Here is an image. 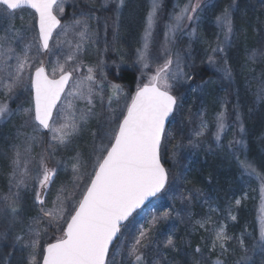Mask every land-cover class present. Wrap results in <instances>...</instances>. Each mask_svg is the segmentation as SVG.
Here are the masks:
<instances>
[{
	"label": "snow or ice",
	"instance_id": "6c2138e0",
	"mask_svg": "<svg viewBox=\"0 0 264 264\" xmlns=\"http://www.w3.org/2000/svg\"><path fill=\"white\" fill-rule=\"evenodd\" d=\"M67 2L68 0H0V25L4 21L8 22L2 27L3 34H0L2 73L0 85L3 86L5 96L0 100V120L7 121L13 116H20L22 123L18 126L17 133L26 137L23 148L21 145H13V155L10 158L6 156L9 160L8 175L11 187L9 194L0 199V243L13 251L29 249V264H37V256L42 257V264H112L109 259L110 249L115 256L123 247L114 244L124 227L123 222L127 221L149 197L156 196L166 187H170V172L163 160L174 159L177 155L176 149L180 147L179 143L173 146L172 156L167 157L168 141L174 139V133L166 126L171 123L170 118L181 107L178 97L173 94V89L176 83L187 82L194 77L190 72L184 71L185 58L181 52L169 45H175L177 34L184 29L186 23H198L200 14L209 5L202 4L201 0H188L182 6L174 5L169 23L165 26V42L160 46L162 62H157V57L152 55L151 45L158 12L162 9L163 3L162 0H149L142 44L136 49L137 60L134 63L140 64L142 69L154 66V73L147 75V82L138 83L135 94L131 96L124 93L122 86L110 85L113 89V96L107 97L110 110L114 97L119 98L123 95L126 101L130 102L125 103L119 115L113 112L112 115L104 116L102 112L95 111L93 102L94 97H98L102 104L106 99L102 94L104 85L96 78L97 70L104 79L107 78L103 72L104 62L99 61L95 66H88L87 74L81 76L80 68L83 61L79 59L83 45L98 35L91 28L89 18H99L85 17L83 14L77 18L73 14L72 22L65 25L60 17L65 12ZM110 4L115 5L112 27L114 39H118L127 0H102L99 7L107 9ZM22 9L33 10L35 25L15 27L13 21L17 12ZM234 9L233 0L232 4L225 6L215 17V23L223 39L222 41L217 39L216 47L211 49L212 55L207 57L208 64L221 66L219 70L223 73V78L229 81L232 80L233 73L226 49L236 38ZM107 26L105 19V30ZM33 28L37 30L38 37L26 36L25 33L32 31ZM69 32L74 33L78 40L64 53L63 63L60 57H56L51 70L47 69L44 61L39 59L40 50L54 55L56 50L62 48L59 38L66 37ZM54 34L58 39L50 46ZM188 34L198 38L196 28H192ZM18 45L22 46L20 51H17ZM34 49L36 55H32ZM258 56L264 57V49H251L248 60L255 62ZM13 60L15 63H10ZM74 73L77 74L75 78ZM144 76L145 73L142 71L141 77ZM94 85H99V91ZM20 87L27 91L30 100L27 106L22 102L13 109L9 101L15 99L13 94ZM255 95L257 101L264 100V81ZM76 101L85 102L86 107H76ZM95 116H103V120L98 122L97 130L91 132L93 137L91 171L86 170L87 162L77 150L75 155L69 158L74 174L72 190L69 191L62 185L57 190L53 207L51 209L41 207V215L30 218L31 223L25 227L20 189L28 187L29 179H34L39 189H46L57 174L56 168L48 166L49 160L55 158V152L50 150L55 146L67 147L71 144L72 138L82 132V125H86L88 120ZM216 119V139L219 140L225 129L226 112H220ZM237 121L239 131L243 132L244 125L239 112ZM27 127H31L33 133L40 130L51 133L49 148L35 157L32 156L33 143L43 141L36 135L22 131ZM206 127L205 121L201 119L200 129ZM201 135L202 131L195 132L196 137ZM189 143L193 141L189 140ZM236 143L243 149L247 147L243 140ZM236 159L242 175H248L259 182L262 199L259 231L244 232L236 238L243 255L235 264H264V172L258 169L254 160L249 159L247 151L243 152V159L240 156ZM33 163L36 165L35 169L30 168ZM56 164L61 166L64 162L56 159ZM85 178L88 182L84 184L81 198L76 199V192ZM13 187L16 191H12ZM35 200L40 205L45 204L39 192L36 193ZM235 203L239 205L240 200L237 199ZM169 215L170 213L166 212L162 218L166 219ZM44 217L48 218V226L56 227L57 231H62V235L56 237L55 242L48 243L41 252L39 237L41 231L46 234L47 229H40L34 225H38ZM162 218L154 216L152 223L155 224ZM230 218L235 220L236 216L230 215ZM208 219L204 223H207ZM17 225L21 226L19 232ZM150 231L151 229L144 230L141 227L139 236L128 250L127 254L133 259L134 264H152L144 251L151 245ZM232 239L233 237L227 234L225 225L220 224L215 229L212 250L215 251L218 247L220 256L214 264H226V259L220 257L230 251L226 243ZM246 239L251 243H246ZM21 241L24 243L21 244ZM166 245L174 251H180L171 236H168ZM195 251L200 253L201 250L197 248ZM11 255L12 251L8 253V256ZM161 258L163 259L162 256ZM203 259V256L200 260L193 256L191 264H202ZM4 264H7V260ZM154 264H161V261L155 260ZM163 264L172 262L164 259Z\"/></svg>",
	"mask_w": 264,
	"mask_h": 264
},
{
	"label": "rangeland",
	"instance_id": "374dc122",
	"mask_svg": "<svg viewBox=\"0 0 264 264\" xmlns=\"http://www.w3.org/2000/svg\"><path fill=\"white\" fill-rule=\"evenodd\" d=\"M187 2L188 0H177L175 5L179 4L182 6ZM101 3L102 0H94V3L93 0H68L65 4V12L60 18L65 25L72 22L73 14H75L77 18H80L82 14L85 17L90 16L99 18H89L91 28L95 30L98 35L82 47L79 54V59L83 61V66L80 68V75L83 76L87 74L88 66H95L99 61L104 62L103 72L106 74L107 78L104 79L99 70L96 72V78L104 85L102 94L106 99L102 104L98 97H94L93 102L95 104V111L97 113L102 112L104 116L112 115L113 112H115L116 115H119L120 110L124 108L125 103L130 101H126L125 96L123 95H120L119 98L114 97L111 101L110 110L107 100V97L113 96V89L110 86L112 84L122 86L124 93L130 96L125 87L117 81L119 72L124 69H129L134 72L136 70L139 82L145 83L147 82V75L154 73L155 70L154 66L150 69H142L140 64L134 63V61L137 60L136 49L141 47L142 44L145 17L149 10V0H127V7L121 18L118 39H114V31L112 35L109 33V29H112L109 24H107L108 26L105 30V19L108 17L105 11L110 12L111 15L114 16L115 5L110 4L107 9H100L99 6ZM32 13L33 12L29 9L19 10L13 21L15 27L22 28L24 25H35L36 22L33 19ZM105 13L106 15H104ZM5 22L7 21H4L3 24L0 25V33H2L3 25H7L8 23ZM262 26L263 30L260 32V36L258 35V40L255 43L254 49H264V23ZM30 32L38 37V32L35 28ZM179 34L180 33L177 34V37ZM64 38L65 37L63 36L59 38L60 44L63 42L62 39ZM57 39L58 38L54 34L50 46H53L57 42ZM216 42L217 40L212 43L211 49L216 47ZM211 49L206 56V63L207 57L212 55ZM33 51H35V49ZM68 51L69 49H65L63 53L59 54V51L56 50L54 55H49L41 49L39 59L44 61L47 69L51 70L52 63L55 61L56 57H60V61L63 63L64 53ZM217 58L219 59V57ZM263 58L264 57L258 56L255 62L248 61L249 63L258 65ZM10 63L14 64L15 61H10ZM207 65L210 64L207 63ZM142 71L145 73L143 78L141 77ZM0 75H2V73H0ZM76 75V73L73 74L74 78ZM248 75L249 76H247V81H245L244 85L247 93L245 105L247 107L246 109L249 111V115L244 112V109L243 112L241 111L237 102V112H239L241 118H245V116L252 118L254 113L255 115H258L264 104V100L257 101L255 95L260 88L262 81H264V74H262V71L257 70L249 71ZM188 82H191V80ZM214 85L217 87V91H215L216 100L213 111H209L207 108L205 99L200 95V90V93L196 95V97H198L197 104L192 102V100L185 98L184 102L180 104L181 108L185 111L182 110L181 112L179 110L176 112L171 123L168 125L167 128L174 133V139L168 141L169 152L167 153V157L172 156L173 146L178 143L180 144L179 148H181L186 141V146H184V148L190 149L193 147V149L185 154V165L182 166V169L180 164H178L180 161L178 159L179 148L176 149L177 155L174 159L165 158L163 160L165 167L170 172V187H166L159 196L153 199L142 210L134 214L127 224L122 227L121 234L118 236L114 244L122 245L123 247L121 251L118 252L120 255L119 258L115 261V256H113L112 250L110 251L109 259L112 261V264H134L133 259L129 257L127 253L134 243L133 239L139 236L141 227H143L144 230L151 229V245L144 251L146 258L152 262V264H154L155 260H160L161 264H163L164 259L175 264V258H178V252L181 251H174L166 245L168 236L172 237L176 247L178 249H183V252H190L193 245L195 248L197 246V248L202 250L200 253L195 252L198 256V260L201 259V256L204 257L202 264H206V262H208L207 259L213 261L214 258L210 255L212 252H218V256H220V250L218 247L215 251L212 250L215 229L220 224H223L226 226V231L229 235V228L234 230L235 225L233 224L238 221V210L241 207H244L242 215L245 214L244 218H246L243 220V231L239 233V236L244 232L258 233L260 227L259 210L261 191L260 185L256 180L254 181V179L250 178L248 175L240 174L238 181H226L224 183L225 186H223V184L219 186V188L211 187L209 183L206 184V188L204 185L190 181L189 174L199 166L197 165L195 168L194 164L197 161L205 163L204 160L206 155L207 157L215 158L217 161L223 160L224 164L221 163L220 167L226 166L227 164L231 165L234 160V156L230 151V144L232 143L233 136L231 127H225L224 131L221 133L220 139H216V118L218 114L223 111L225 105V87L217 82L214 83ZM94 86L99 91V85ZM198 91L199 87L190 83L188 94L193 96L194 94H197ZM13 95L15 99L9 101L10 107L15 109L18 104L22 102L27 106L30 96L23 87L17 88ZM4 98L3 86L0 85V100ZM75 103L78 108L86 107V103L83 101H76ZM201 119H203L207 125L204 129H200ZM102 120L103 116L92 117L88 120L86 125H82V132L72 138L73 142L71 144L67 147L55 146L54 149L50 150L55 152V158L49 160L48 166L50 168H56L57 174L52 178V182L46 189H39L34 179H29L27 188L20 189V204L24 209L23 220L25 227L31 223L30 218L41 215V207L49 209L53 207V201L56 199L57 190L62 185L66 186L69 191L72 190L74 174L71 169L72 162L69 158L74 156L77 150L81 152L83 160L87 162L88 167L86 170L89 172L91 171V153L93 149V137L91 132L97 130L98 122ZM21 123L22 118L20 116H13L7 121L0 120V177L3 180V183L0 185V199H2L4 195L9 194L11 187L8 175L10 172L9 160L6 156L10 158L13 155V145H21L23 148L26 144V137L18 135L17 133V128ZM197 130L202 131V135L198 137V142L194 144V138L196 137L195 132ZM22 131L29 135H36L42 138V143H33L32 156L35 157L38 153L49 148L51 133H45L43 130L33 133L31 127L24 128ZM189 140H192L193 143H189ZM263 156L264 151L262 152L260 150L258 156L259 160H262ZM56 159L63 161L64 165H67V167L64 165L57 166ZM35 167V163L30 165V168L32 169H35ZM87 182V178H85L80 184V188L76 192V199L81 198L80 194L83 191L84 184ZM196 189H199L200 191L197 192ZM12 191H16V189L13 187ZM37 192H39L41 198L44 199V205H40L36 202L35 195ZM237 199L240 200L239 205L235 203ZM209 205H211V207ZM166 212L170 213V215L166 219H163L162 217H164ZM177 212L179 215H177ZM230 215H235L236 219L232 220ZM154 216L162 219H159L153 224L152 218ZM65 219H67V216H65ZM206 219H208V222L204 223ZM47 221L48 218L44 217L40 220L38 225H34V227L40 229H47V233L45 234L41 231L39 237L41 252L46 248L48 243H51V241L55 242V238L62 235V231H57L56 227H49ZM60 224L62 225L63 221H61ZM16 227L19 232L21 226L17 225ZM27 238L28 237H26V239ZM248 241L250 244L251 241ZM231 242L233 243L232 240L227 243ZM23 243L24 242L21 241V244ZM10 251H12V255L8 256ZM29 251V249L23 251L17 249L13 251L3 243H0V264H4L5 260H7V264H29ZM157 253H160L161 255H157ZM220 258L226 259V264H235L236 261V259L228 257L226 254ZM41 263L42 257L37 256V264Z\"/></svg>",
	"mask_w": 264,
	"mask_h": 264
},
{
	"label": "trees",
	"instance_id": "16d2710c",
	"mask_svg": "<svg viewBox=\"0 0 264 264\" xmlns=\"http://www.w3.org/2000/svg\"><path fill=\"white\" fill-rule=\"evenodd\" d=\"M176 1L177 0H162L163 7L158 12V20L153 32L151 45L152 55L157 57V62H162L160 46L165 42V26L168 24L170 14ZM201 2L202 4H208L209 7L205 8L200 14L198 23H186L184 29L176 38L175 45H169V47H172L174 50L181 52L185 58L186 66L184 67V71L190 72L194 77V79H191V82L180 81L176 83L173 94L178 97L180 104L184 102L185 98L196 103L198 100L196 95H198L201 90L200 95L205 99L207 108L209 111H213L216 100L215 91H217V87H215L214 83L217 82L225 87V105L223 112H226L225 127L230 126L233 133L232 143L230 144V151L234 156L233 163L220 167V164L224 162L223 160L217 161L215 158L207 157L206 155L204 160L205 163L197 161L194 167L197 165L199 166L189 174L190 181L192 182L204 185L206 188L207 183H209L211 187L219 188V186L223 185L226 181H238L242 173L236 157L240 156V158L243 159L244 151H247L249 159L254 160L258 169L264 172V156L262 160H259L258 157L260 150L262 152L264 151V104L262 107L263 109L261 108L258 115L254 113L252 118L246 116L245 118H241L244 125L243 132L239 131V123L237 121V102L241 111L243 112L244 109V112L249 115V111L246 109L247 107L245 105L247 93L244 85L245 81H247V76H249L248 72L260 70L262 74H264V58L258 65L249 63L247 59L250 50L255 47L258 35L260 36V32L263 30L264 0H234L235 9L233 16L236 38L232 45L226 49L228 53V62L231 65L233 73L231 81L223 78V73L219 70L221 67L220 65H207L206 56L211 49L212 43L218 38L221 41L223 39L220 29L215 23V17L220 14L225 6L232 4L233 0H201ZM105 12L108 16L106 17L107 24L112 28L109 29L111 31H109V33L112 35L114 31L112 27L114 16L108 11ZM106 13L104 15H106ZM192 28L197 29L198 38L197 36L188 34ZM241 29H243V31H241ZM117 81L125 87L130 96L135 94L138 83H141L139 82L137 71L135 70L134 72L129 69L120 71ZM190 83L200 85L199 91L193 96L188 94ZM179 110L181 112L182 110L185 111L181 107ZM239 140L246 142L247 147L244 151L242 146L236 143V141ZM196 142H198V137L194 138V144ZM184 146H186V141L181 148H179L178 152V159L180 160L178 164H180L181 169L182 166L185 165V154L193 149V147L187 149L184 148ZM253 179L254 181L256 180L255 178ZM256 182L259 184L257 180ZM1 183H3V180L0 177V185ZM223 186H225V184ZM261 199L262 193L260 195V204ZM238 211V221L233 224L235 225L234 230L229 228V235L233 237V243H227V248L230 249V251L225 253L228 257H233L236 260L243 255L236 242V238L239 237V233L243 231V220L246 218H244L245 214L242 215L244 207H241ZM245 242L249 243L247 239ZM196 248L193 245L190 252H183V249H180L181 252H178V258H175V264H191L193 256L198 260V256L195 253ZM232 249H234V251H231ZM210 255L216 260L218 252H212ZM214 260L211 261L207 259L208 262H206V264H214Z\"/></svg>",
	"mask_w": 264,
	"mask_h": 264
},
{
	"label": "bare ground",
	"instance_id": "6f19581e",
	"mask_svg": "<svg viewBox=\"0 0 264 264\" xmlns=\"http://www.w3.org/2000/svg\"><path fill=\"white\" fill-rule=\"evenodd\" d=\"M5 23H7V22H5ZM3 26H6V25H3ZM0 34H3V33H0ZM25 35L28 36V37L34 36L31 32H28V34L25 33ZM77 40H78V37L75 36L74 33L69 32V34H68L64 39H62V41H63V42L61 43L62 48H61L60 50H58V51H59V54L63 53V51H64L65 49H69V46H70V45H74V44L76 43ZM21 47H22V46L18 45V46H17V50L20 51V48H21ZM57 53H58V52H57ZM32 55H36V54H35V51L32 52ZM126 224H127V223H126ZM126 224H125V225H126ZM125 225H124V226H125ZM133 240H135V239H133ZM110 251H111V249H110ZM109 254H110V252H109ZM119 256H120L119 253H117V254L115 255V257H114V261L117 260V259L119 258Z\"/></svg>",
	"mask_w": 264,
	"mask_h": 264
},
{
	"label": "water",
	"instance_id": "95a60500",
	"mask_svg": "<svg viewBox=\"0 0 264 264\" xmlns=\"http://www.w3.org/2000/svg\"><path fill=\"white\" fill-rule=\"evenodd\" d=\"M29 10H31V9H29ZM32 12H33V10H31ZM51 43V42H50ZM43 50V49H42ZM43 52H44V50H43ZM46 53V52H45ZM170 120H171V118H170ZM166 127H168V125L166 126ZM43 132H45V133H47L48 131L47 130H43ZM163 192V191H162ZM161 192V193H162ZM161 193H158L156 196H153V197H149L142 205H141V207L140 208H138L136 211H134L133 212V214H132V216L134 215V214H136L137 212H139L140 210H142L147 204H149L153 199H155L157 196H159ZM132 216H130L129 217V219L127 220V221H124L123 222V224L125 225L131 218H132ZM116 242V240L114 241V243ZM42 264V263H41Z\"/></svg>",
	"mask_w": 264,
	"mask_h": 264
}]
</instances>
